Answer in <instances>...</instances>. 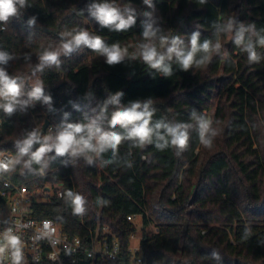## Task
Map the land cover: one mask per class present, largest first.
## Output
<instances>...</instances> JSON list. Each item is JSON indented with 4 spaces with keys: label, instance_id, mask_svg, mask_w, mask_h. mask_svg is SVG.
<instances>
[{
    "label": "trees",
    "instance_id": "1",
    "mask_svg": "<svg viewBox=\"0 0 264 264\" xmlns=\"http://www.w3.org/2000/svg\"><path fill=\"white\" fill-rule=\"evenodd\" d=\"M105 2L114 4L125 19L131 14L134 23L123 30L102 26L91 15V6ZM148 24L156 32L151 42L161 53L173 38L189 50L192 34L199 33L200 44L210 42L208 53H196L195 59L203 63L183 70L173 57L165 60L168 75L150 67L140 55L148 43L143 37ZM241 26L243 39L237 43ZM81 30L108 47L125 49L123 59L109 65L104 55L86 45L65 54L62 45ZM161 37L169 44L162 46ZM262 40L264 0L17 4L16 14L0 21V53L7 57L0 70L15 80L18 97L33 105L6 116L0 151L19 161L21 184L34 190L46 182H62L63 189L62 198L35 203L33 215L52 218L68 234L89 241L90 230L102 236L108 227L121 244L120 260L126 262L132 258L131 235L142 225L145 264H264ZM45 52L59 53L58 63H43ZM37 86L43 90L39 99L31 96ZM117 93L119 104L108 103ZM133 103L141 111L148 105L153 127L161 122L185 126V146L174 145L160 129L163 139L153 135L144 144L125 138L115 150L58 155L53 148L39 162L32 158L45 137L55 139L67 124L96 121L103 131L127 137L131 126L111 128L109 121L115 111ZM46 120L50 124L42 133ZM201 121L209 125L203 135ZM51 127L55 130L50 135ZM32 132L38 133L39 142L21 155L18 143ZM75 197L82 200L80 211ZM129 215L137 220L129 221ZM77 264L101 263L81 254Z\"/></svg>",
    "mask_w": 264,
    "mask_h": 264
},
{
    "label": "clouds",
    "instance_id": "2",
    "mask_svg": "<svg viewBox=\"0 0 264 264\" xmlns=\"http://www.w3.org/2000/svg\"><path fill=\"white\" fill-rule=\"evenodd\" d=\"M146 4L150 5V0H144ZM24 0H0V21H7L8 18L16 14V5H23ZM203 3V0H201ZM91 15L96 18L102 26L114 25L117 30L127 29L134 23V18L131 14L125 19L119 9L112 3H99L91 6ZM150 15V13H145ZM230 27V25H229ZM243 27L236 34V41L240 43L243 39ZM156 36V32L152 29L151 25H145L143 37L148 43H145L141 47L140 55L143 61L152 68L162 70L166 75L170 74V67L165 63V60H171L173 57L179 62L183 70L189 69L193 63L201 64L203 60H196V53L203 52L208 53L210 48V42L205 41L203 44L199 43V33H194L190 39V48L185 50L182 42L179 38H173L170 41V46L167 47L166 52L161 53L157 50V47L151 42ZM161 45L169 44L166 37L160 38ZM264 44V40L261 41ZM80 45H86L95 52L102 54L106 57L109 65L119 63L125 53V49H121L118 45L108 47L100 37H93L87 31L81 30L77 34L71 37V39L62 45L65 54L70 53L74 47ZM57 52H45L41 56L43 63L54 64L58 63ZM208 57L205 56L206 60ZM250 59H254L255 55L250 51ZM7 57L0 53V62H4ZM20 94L19 86L15 80L10 79L3 70H0V98L7 100V103L0 104V108H3L5 112L11 113L14 110L16 97ZM43 90L40 86L35 87L31 96L34 98H41ZM120 93L111 97L108 103L113 105L119 104ZM44 101L47 103L49 97H44ZM139 103H133L129 108H121L112 114L109 121V126L115 128L120 126L127 129L131 126L127 132V137L117 134L114 131L105 132L97 125L96 121H92L88 124H67L63 130L60 131L55 139L51 137H45L44 142L39 149L32 153V158L39 162L43 155L55 149L58 155L71 152L72 154L95 152L99 153L107 148L115 150L120 142L125 138L135 139L138 143L144 144L151 142L153 135L163 139L160 134V129H163L167 136L171 137L172 143L178 147L185 146L187 142V135L183 129L185 126L176 125L169 126L164 123H157L154 127L151 126L152 113L148 110V105L143 106V110ZM208 123L201 121L200 128L201 134L208 129ZM39 135L37 132H32L21 143H18L19 152L21 155L30 152L32 145L39 142ZM51 141V142H49ZM90 159V157H89ZM12 162L5 163L0 161V170H7L11 167ZM71 195V193H69ZM74 204L76 211L81 210L82 200L79 197L74 198ZM9 243L14 247L18 244V240L14 237L9 238ZM20 254L19 249H16L14 264H18Z\"/></svg>",
    "mask_w": 264,
    "mask_h": 264
},
{
    "label": "built area",
    "instance_id": "3",
    "mask_svg": "<svg viewBox=\"0 0 264 264\" xmlns=\"http://www.w3.org/2000/svg\"><path fill=\"white\" fill-rule=\"evenodd\" d=\"M7 102L0 98V104ZM32 105V101L17 96L13 111L22 112ZM8 114L0 108V137ZM52 130L49 128V132ZM0 161L12 162L10 168L0 170V264H14L17 248L20 254L18 264H77V257L81 254L97 259L101 264H145L141 244L131 243L132 258L128 262L120 260L121 244L106 226L102 236L98 233L93 235L90 230L92 241H89L79 235L68 234L52 218L34 216L35 203L63 197L62 182H46L41 188L31 190L27 184L17 180L20 163L12 153L0 151ZM39 172L44 175L43 169ZM127 218L129 221L137 220L136 215ZM139 228L142 230V225ZM10 237L18 240L15 247L9 243ZM135 238L136 233H133L131 240Z\"/></svg>",
    "mask_w": 264,
    "mask_h": 264
},
{
    "label": "rangeland",
    "instance_id": "4",
    "mask_svg": "<svg viewBox=\"0 0 264 264\" xmlns=\"http://www.w3.org/2000/svg\"><path fill=\"white\" fill-rule=\"evenodd\" d=\"M216 102H217V100L215 99V102H214L215 104L213 105V107L211 108V111H210V114H211V115H212V114L215 112V110H216ZM53 127H55V126H53ZM54 130H55V128L52 130V132H49L50 135L54 132ZM203 142H205V137H204V139H203ZM138 220H140V219L138 218ZM142 235H143V231H142L141 229H139V230L137 231V233H136V238H135L134 240H132V244H133V245H139L140 242H141Z\"/></svg>",
    "mask_w": 264,
    "mask_h": 264
},
{
    "label": "water",
    "instance_id": "5",
    "mask_svg": "<svg viewBox=\"0 0 264 264\" xmlns=\"http://www.w3.org/2000/svg\"><path fill=\"white\" fill-rule=\"evenodd\" d=\"M49 124H50V121L49 120H46L45 123L42 126V133H45V131L47 130ZM46 190H49V189L46 188Z\"/></svg>",
    "mask_w": 264,
    "mask_h": 264
}]
</instances>
